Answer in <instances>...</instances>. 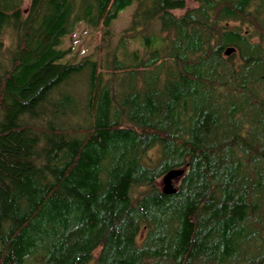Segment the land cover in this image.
Returning a JSON list of instances; mask_svg holds the SVG:
<instances>
[{"label": "trees", "instance_id": "1", "mask_svg": "<svg viewBox=\"0 0 264 264\" xmlns=\"http://www.w3.org/2000/svg\"><path fill=\"white\" fill-rule=\"evenodd\" d=\"M24 1L0 0V264H264V0ZM131 5L113 49L64 46Z\"/></svg>", "mask_w": 264, "mask_h": 264}, {"label": "rangeland", "instance_id": "2", "mask_svg": "<svg viewBox=\"0 0 264 264\" xmlns=\"http://www.w3.org/2000/svg\"><path fill=\"white\" fill-rule=\"evenodd\" d=\"M185 7L183 9H176L174 12L176 14L182 13L186 8H191L196 6V2L194 0H184ZM29 3V0L24 1V7H26ZM134 6H128L125 10H123L117 17L116 20L112 23L111 26V34L110 38L106 42L105 37L101 39L103 30L101 28L93 29L92 27H86L84 23H80L79 27L73 32V34L69 37H66L64 41L65 47H72L71 54L72 56L81 57L84 54H89L91 52L100 51V49L110 48L113 49L119 38L121 31L126 28L130 23L131 13L133 12ZM156 29L158 28V24L155 25ZM130 48L140 49V44L138 42H132ZM75 53L78 55H75ZM178 181L174 182V185L178 186ZM161 186V179L159 182Z\"/></svg>", "mask_w": 264, "mask_h": 264}, {"label": "water", "instance_id": "3", "mask_svg": "<svg viewBox=\"0 0 264 264\" xmlns=\"http://www.w3.org/2000/svg\"><path fill=\"white\" fill-rule=\"evenodd\" d=\"M234 51V47L229 46L225 49L224 53L226 55ZM186 167L173 168L167 171L161 178V189L165 194H173L176 192L177 187L174 185L175 181H178L183 173L185 172Z\"/></svg>", "mask_w": 264, "mask_h": 264}]
</instances>
